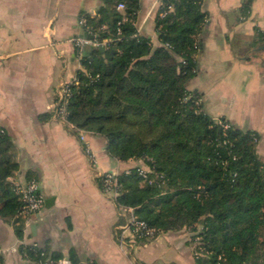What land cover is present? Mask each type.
Here are the masks:
<instances>
[{
    "label": "trees",
    "instance_id": "trees-1",
    "mask_svg": "<svg viewBox=\"0 0 264 264\" xmlns=\"http://www.w3.org/2000/svg\"><path fill=\"white\" fill-rule=\"evenodd\" d=\"M119 2L125 5L122 13L116 10ZM201 5L202 0H161L159 13L171 10L155 16L157 47L135 37L139 0H102L96 16L82 14L83 34L106 44L84 50L66 119L84 133L101 136L111 158L139 161L149 171L151 184L138 176L139 166L128 169L129 175L121 172L115 202L133 209L137 220L155 230L154 239L188 232L194 264H264V163L256 153L258 135L225 120L215 122L187 88L196 75L206 23ZM256 36L264 40V31ZM12 150L0 128V219L15 224L22 240L27 218L10 181L19 169ZM146 243L142 238L134 244ZM18 254L28 264L64 259L36 243H21ZM67 259L82 264L73 254Z\"/></svg>",
    "mask_w": 264,
    "mask_h": 264
},
{
    "label": "crops",
    "instance_id": "crops-1",
    "mask_svg": "<svg viewBox=\"0 0 264 264\" xmlns=\"http://www.w3.org/2000/svg\"><path fill=\"white\" fill-rule=\"evenodd\" d=\"M139 2L136 30L157 47L159 1ZM101 7L102 0H0V128L19 167L10 181L35 179L44 198L42 209L25 220L22 240L15 224L0 219L3 264H28L18 254L21 243H36L64 259L73 254L82 264H194L186 231L140 246L120 244L128 213L99 188L96 173L143 164L111 158L101 136L85 133L80 141L54 116L60 85L77 71L71 39L83 35L78 20L96 16ZM201 8L206 23L187 88L215 122L255 132L264 163V40L256 36L264 31V1L202 0Z\"/></svg>",
    "mask_w": 264,
    "mask_h": 264
},
{
    "label": "built area",
    "instance_id": "built-area-1",
    "mask_svg": "<svg viewBox=\"0 0 264 264\" xmlns=\"http://www.w3.org/2000/svg\"><path fill=\"white\" fill-rule=\"evenodd\" d=\"M158 10L156 12L159 13V10L161 8V0H158ZM264 1V0H263ZM125 9V5L123 2H119L116 5V10L119 12H123ZM171 7L168 6L166 11H170ZM166 11H160L159 16H163ZM156 16V15H155ZM126 17L123 16V20H125ZM78 24L80 27L83 28L84 25H86V21L83 18H79ZM139 36L138 31L136 30L135 37ZM72 46L74 48L76 60H77V71L75 73L74 78L68 82L63 83L60 85L58 91H57V100L54 104L53 113L56 118L61 120L71 131H74L78 133V137L80 141H84V132L78 130L73 125L69 124L67 122V106L69 103V96L71 92V87L75 86L79 82V78L77 76V72L81 69V59L83 57V52L88 47H94V48H101L104 47L106 44V41L98 42L94 36L89 35H82L77 36L71 39ZM84 152L90 156L92 165H95V161L87 147H84ZM137 174L139 177H141L144 181H147L148 184H151L152 181L149 180L148 174L149 171L146 168L140 167L137 170ZM120 173L118 172H105V173H96V179L99 181L102 185V191L108 195H110L114 200L117 198L119 194V181L118 176ZM125 175H129V171L127 170L125 172ZM15 192L17 195H19L20 201L22 203V214L24 217L28 218L31 215L37 214L43 207L44 204V198L40 194L38 182L34 179L28 180L23 184L12 182ZM123 211L128 213L127 220L125 224L121 227H119V240L120 244L122 246L132 247L135 245L136 239H146L149 240V243L154 241L155 239L154 234L155 230L152 228H149L146 223L139 221L136 219V217L133 215V209L131 208H122ZM42 264H70L68 259H61L57 261L56 263H52L51 261L47 260Z\"/></svg>",
    "mask_w": 264,
    "mask_h": 264
},
{
    "label": "water",
    "instance_id": "water-1",
    "mask_svg": "<svg viewBox=\"0 0 264 264\" xmlns=\"http://www.w3.org/2000/svg\"><path fill=\"white\" fill-rule=\"evenodd\" d=\"M46 203H48V202H46ZM31 229H34V227H31Z\"/></svg>",
    "mask_w": 264,
    "mask_h": 264
},
{
    "label": "rangeland",
    "instance_id": "rangeland-1",
    "mask_svg": "<svg viewBox=\"0 0 264 264\" xmlns=\"http://www.w3.org/2000/svg\"><path fill=\"white\" fill-rule=\"evenodd\" d=\"M70 130V129H69ZM71 131V130H70ZM72 132V131H71Z\"/></svg>",
    "mask_w": 264,
    "mask_h": 264
}]
</instances>
